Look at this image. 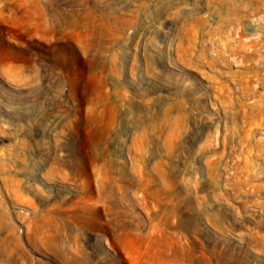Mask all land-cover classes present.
<instances>
[{"label": "rangeland", "instance_id": "1", "mask_svg": "<svg viewBox=\"0 0 264 264\" xmlns=\"http://www.w3.org/2000/svg\"><path fill=\"white\" fill-rule=\"evenodd\" d=\"M0 264H264V0H0Z\"/></svg>", "mask_w": 264, "mask_h": 264}]
</instances>
